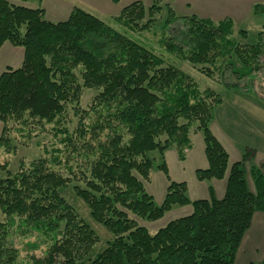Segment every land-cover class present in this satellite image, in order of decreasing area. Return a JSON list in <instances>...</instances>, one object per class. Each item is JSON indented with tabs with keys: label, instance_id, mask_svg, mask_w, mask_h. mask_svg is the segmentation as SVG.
Returning <instances> with one entry per match:
<instances>
[{
	"label": "trees",
	"instance_id": "obj_1",
	"mask_svg": "<svg viewBox=\"0 0 264 264\" xmlns=\"http://www.w3.org/2000/svg\"><path fill=\"white\" fill-rule=\"evenodd\" d=\"M28 1L0 0V48L7 43L23 50L21 65L0 73V150L11 151L9 131L56 122L67 107L78 104L82 89L97 94L90 109L76 107L75 115L83 116L63 140L70 155L78 156L80 179L51 170L45 159L15 173L0 164V264L15 262L17 253L8 244L13 225L49 243L43 257L30 258L31 264H235L254 213H264V166L250 169L255 193L246 183L248 155L228 166L226 150L209 129L221 95L201 90L189 75L81 9L73 8L65 21L50 22L41 7L15 3ZM159 2L153 0L149 8L133 2L114 21L125 31H147L161 12ZM254 12L264 13V8L256 5ZM176 21L169 8L164 27ZM181 23L179 37L162 42L165 52L193 66L215 67L225 60L230 68L236 57L250 73L261 70L264 33L257 43L246 44L234 37L237 32L246 40V32L236 31L230 20L215 24L191 16ZM212 72L201 70L206 77ZM90 112L97 114L94 123L85 121ZM193 127L202 135L207 162L195 178L225 180L220 199L210 187L208 199L191 201L186 183L170 180L164 153L174 149L178 161H185ZM153 153L167 181L160 205L145 190ZM73 182L83 184L72 190L90 218L113 238L93 259L88 258L99 239L61 194ZM186 206L192 209L189 215L154 233L138 224ZM248 264H264V253Z\"/></svg>",
	"mask_w": 264,
	"mask_h": 264
},
{
	"label": "rangeland",
	"instance_id": "obj_2",
	"mask_svg": "<svg viewBox=\"0 0 264 264\" xmlns=\"http://www.w3.org/2000/svg\"><path fill=\"white\" fill-rule=\"evenodd\" d=\"M136 1H140L145 8H149L153 2V0H118V2L113 0H29L26 3H15L30 9L41 7L45 11V19L50 22L65 21L73 8L81 9L103 21L117 32L125 34L132 41L152 51L163 59L165 65H172L189 75L201 90L208 88L219 93L222 97V102L212 114L209 129L217 140L222 141L224 146L221 145L223 148H226L224 149L229 156L228 166L242 161L243 156L245 154L248 155L243 163L246 183L249 191L255 193L250 169L251 167L259 168L264 166V58L262 57L260 61L262 62L261 70L252 73L243 68L236 57H232L230 60V68L225 60L223 61L225 63L222 62V64L219 60L215 67L193 66L165 52L162 42L170 37H179V33L182 30L181 20L184 17L195 16L199 19L210 20L215 24L223 20H230L236 31L242 30L246 32V40L240 38L237 32L235 33L234 37L240 43L255 44L258 42L259 34L264 33V13H255L254 6L259 5L264 8V0H160L161 12L156 16L154 24L149 30L140 33L125 31L126 29L123 30L114 21V18L119 15L123 8ZM169 8L172 9L177 21L165 28L164 22ZM262 41L264 42V37ZM18 50L16 56L12 58H7L4 53H0V73L7 66L16 69L21 65L23 53H20V51L23 52V50L22 48ZM223 65L224 69L222 70ZM218 67L220 69L217 71ZM205 69L213 70L211 77H206L201 73V70ZM232 70L241 75L240 80H237ZM96 94L94 90L82 89L78 104L67 107L66 111L59 119L57 118L56 122L54 121L50 124L29 123L21 131H18V128L9 131L12 137L11 151L0 150V164H5L8 171L15 173L20 168L29 167L34 161L45 159L51 170L67 178L74 176L80 179L78 176V156L75 154L70 155L71 152L64 145L63 140L66 135L74 133L78 120L83 116L75 115L76 107L78 106L81 112L90 109ZM87 120L94 123L97 120V114L90 112L88 119L85 121ZM2 128L3 125L0 123V135ZM190 134L193 146L187 151L185 161H178L174 149H169L164 153L170 180L176 183H186L188 198L191 201L208 199V189L210 187L214 190L215 197L220 199L225 192V180L199 182L195 178V171L205 169L207 165L204 168H200L202 162L206 160L204 159V143L201 133L193 127ZM151 156L155 157L156 160L150 175V182L145 184V190L153 198L154 204L160 205L165 195L167 181L164 175L156 169V165L159 162L156 153L151 154ZM76 185L83 187L81 182H73L62 190L61 194L79 218L94 231L99 239L88 258L93 259L107 247L113 238L106 229L90 218L87 206L75 196L72 190ZM223 186L224 188L221 189ZM186 207H174L158 221H138V224L146 228L150 233H154L169 221L187 215V210L192 212L190 206ZM257 213L261 212H256L254 215ZM15 221L18 220L16 219ZM257 222L256 220L251 231L244 235L245 238L243 237L244 239H242L243 243L239 249L235 264H243V256L253 262L261 260L263 255L262 248L253 253L248 252L252 241L255 244V238L251 240L254 231L258 233L259 238L264 237V225L261 224L260 228L256 229ZM9 234L11 235L8 238V244L17 253L13 264H31V257H43L48 248L49 243L40 234L24 235L14 225L10 228Z\"/></svg>",
	"mask_w": 264,
	"mask_h": 264
},
{
	"label": "crops",
	"instance_id": "obj_3",
	"mask_svg": "<svg viewBox=\"0 0 264 264\" xmlns=\"http://www.w3.org/2000/svg\"><path fill=\"white\" fill-rule=\"evenodd\" d=\"M19 48H14V47H12L11 45H9V44H4L2 47H1V49H0V53L2 52V53H4L5 54V56L7 57V58H12L13 56H16V54H17V52L19 51L18 50ZM20 53H23V52H21L20 51ZM7 67H9V66H7ZM218 141L223 145V143H222V141H220L219 139H218ZM224 146V145H223ZM225 148V147H224ZM226 149V148H225ZM205 159V158H204ZM206 165H207V163H206V160L205 161H203L202 162V165L200 166V168H204V167H206ZM224 188V186L221 188V189H223ZM187 208V207H186ZM189 209V208H188ZM191 213V211L190 210H187V215H189ZM184 216H186V215H184ZM183 217V216H182ZM179 218V217H178ZM258 221L257 222V224H256V229H258V228H260V225L261 224H263L264 225V214H262V213H257V214H255L254 216H253V219H252V223H251V226H250V229L246 232V234L245 235H247L250 231H251V229L253 228V223L255 222V221ZM261 232V231H260ZM263 233V232H262ZM244 238H245V236H244ZM243 238V239H244ZM255 238V240H254V243L255 244H253V241H252V245H251V247H250V250L248 251V252H251V253H253V252H256V251H259V250H261L260 248H262V250L261 251H263V253H264V237L263 238H259L258 237V233L256 232V231H254V235L251 237V240H253V239ZM242 243H243V240H242V242H241V245H242ZM241 245H240V247H241ZM258 246H262V247H258ZM240 247H239V249H240ZM239 249H238V252H239ZM238 252H237V255H236V259H235V262H236V260H237V256H238ZM261 257V256H260ZM257 261V260H256ZM249 263V262H253V261H249V260H247V257L246 256H243V264H246V263ZM247 263V264H248Z\"/></svg>",
	"mask_w": 264,
	"mask_h": 264
}]
</instances>
